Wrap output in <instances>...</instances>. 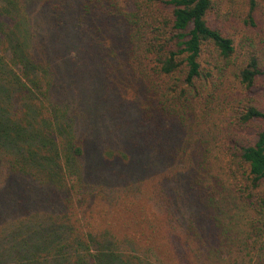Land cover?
Returning <instances> with one entry per match:
<instances>
[{"label": "trees", "instance_id": "16d2710c", "mask_svg": "<svg viewBox=\"0 0 264 264\" xmlns=\"http://www.w3.org/2000/svg\"><path fill=\"white\" fill-rule=\"evenodd\" d=\"M0 264H264V0H0Z\"/></svg>", "mask_w": 264, "mask_h": 264}]
</instances>
